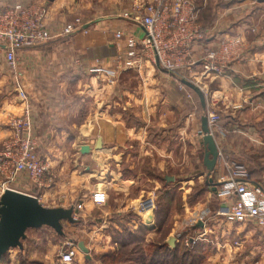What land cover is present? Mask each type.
<instances>
[{"label": "crops", "instance_id": "1", "mask_svg": "<svg viewBox=\"0 0 264 264\" xmlns=\"http://www.w3.org/2000/svg\"><path fill=\"white\" fill-rule=\"evenodd\" d=\"M27 1L31 0H24ZM149 1L152 0L46 3L53 33L76 19L83 29L69 38L54 39L18 53L16 71L30 103L38 152L48 162L51 177L45 178L41 188H37L25 175H20L14 190L39 197L40 204L46 208L73 209L80 203L82 209L74 211L79 218H94L92 211L97 209L104 225L110 223L112 216L123 220L125 215L133 213L139 216L137 222L132 221L133 230L138 226L145 228L141 246L150 244L154 236L153 224L149 225L145 211L136 206L141 177H146L149 184L155 183L148 173H154L155 167L157 173L164 171V165L156 166L154 159L170 158L167 146L172 141L179 145L191 143L204 155L200 135L204 116L219 117L212 132L218 151L217 164L211 173L214 183L226 179L225 163L243 166L253 182L260 181L264 172V138L259 136L264 132L263 1L224 0L218 5L216 1L207 4L206 0H192L205 34L192 49L194 60L226 39L238 37L243 42L241 56L223 76L204 79L201 91L180 89L174 77L154 67L149 59L136 68L125 67V45L115 39L114 32L142 38L143 30L124 14L131 13L135 3ZM13 3L0 0L2 6ZM209 15L213 18L210 23ZM2 72L1 145L11 135L9 120L20 116L23 109L15 88L14 96L10 97V89L2 87L5 78H11ZM97 139L101 140L100 150L95 149ZM190 184L186 180L188 187ZM169 190L171 187L165 192ZM95 192L106 195L105 204L92 203ZM211 194L217 197L212 191ZM217 201L220 205L224 203L222 198ZM213 221L217 220L213 218ZM255 230L264 239V230L257 227ZM248 233L243 238L247 239ZM103 237L106 243L110 239L107 233ZM247 260L244 263L252 264ZM253 264H264V249Z\"/></svg>", "mask_w": 264, "mask_h": 264}, {"label": "built area", "instance_id": "2", "mask_svg": "<svg viewBox=\"0 0 264 264\" xmlns=\"http://www.w3.org/2000/svg\"><path fill=\"white\" fill-rule=\"evenodd\" d=\"M124 17L134 21L143 30V37L140 39L121 31L114 32L115 39L122 40L125 45V67L136 68L143 60L149 59L154 67L174 77L182 90L186 86L181 81H187L201 91L204 79L223 76L243 52L242 40L232 37L221 42L217 48L206 51L199 59L192 58L194 45L205 37L192 0L138 2L133 5L132 12L124 14ZM82 27L80 20L76 19L53 33L49 26V9L44 2L0 5V65L3 62L11 67L18 96L23 103L21 115L9 120L11 135L1 145L0 197L6 190H14V184L20 175H25L37 188H41L45 178L51 177L50 166L40 156L39 143L33 135L34 125L28 97L17 80L16 55L54 39L69 38L82 30ZM194 67L199 69L194 70ZM94 71L99 72V69ZM206 118L212 135L219 117L208 114ZM225 166L226 179L215 190L217 197L222 198L224 203L218 207L214 217L229 224H252L264 230V172L260 181L253 182L243 166H231L227 163ZM30 196L40 201L39 197ZM106 200V195L101 192H95L91 197L95 205H103ZM139 205L141 209L148 206L152 211V201L148 205ZM81 209L82 204L74 205V222L79 218L74 211ZM201 223L205 224L203 221ZM196 239H186L184 245L189 247ZM234 246L237 247L238 243L234 242ZM76 255L77 248H69L60 255V262L71 264Z\"/></svg>", "mask_w": 264, "mask_h": 264}, {"label": "rangeland", "instance_id": "3", "mask_svg": "<svg viewBox=\"0 0 264 264\" xmlns=\"http://www.w3.org/2000/svg\"><path fill=\"white\" fill-rule=\"evenodd\" d=\"M206 1L207 4L216 1L221 5L224 0ZM12 2H24V0H12ZM27 2L49 3L47 0ZM15 70H18V54L15 59ZM0 71L11 76L5 78L2 87L10 89V97L15 94L14 88L18 94L11 67L2 62ZM259 136L263 139L264 132L259 133ZM167 148L170 150V158L154 159L156 166L164 165V171L157 173L156 167L154 173L149 171V178L155 181L153 184L147 183L146 177H141L143 181L138 188L139 203L135 204L141 210L140 203L148 205L149 201L153 202L152 211L150 209L144 212L146 221L149 225L153 224L154 236L150 244H164L175 253V257L171 255L164 264H243L246 258L252 264L258 261L264 249V239L260 238L255 226L229 224L223 219L214 217L220 202L217 201V197L210 195L211 186L206 184L207 177L202 163L203 152L196 150L188 142L179 145L172 141ZM167 177L172 178L173 181L167 183L165 180ZM186 180L191 182L189 187L186 185ZM170 187L171 190L165 192V189ZM136 211L139 213L138 209ZM98 212L94 209L92 211L94 218L85 219L80 216L74 224L63 222L61 233H56L45 226L27 230L25 239L20 241L21 246L6 252L0 263L62 264L60 255L67 249L75 247L77 255L71 264H140L139 247H146V244L141 246L144 231L139 232L137 228L133 230L132 223V221L137 222L139 216L128 213L123 220L112 216L110 223L104 225V222L98 218ZM213 218L217 221H213ZM201 220L205 224L197 229ZM106 233L110 236L107 243L104 242L103 237ZM244 233H248L247 239L243 238ZM202 234L206 236L197 240L196 238ZM189 238L196 239V242L186 247L184 243ZM170 239H174V245L168 244ZM79 242L84 243L89 257L77 247ZM234 242L239 246L236 250H234L236 247ZM105 245L112 248H104ZM184 253L189 256L182 262L180 258L183 259Z\"/></svg>", "mask_w": 264, "mask_h": 264}, {"label": "water", "instance_id": "4", "mask_svg": "<svg viewBox=\"0 0 264 264\" xmlns=\"http://www.w3.org/2000/svg\"><path fill=\"white\" fill-rule=\"evenodd\" d=\"M54 2L55 0H47ZM264 0H259L262 2ZM186 87L196 91V88L187 81H181ZM203 145L205 147L203 155V166L206 169V184L211 186L215 192L219 185L213 182V173L218 160V151L213 136L210 134L207 118L201 120V131ZM101 140L97 139L95 149H101ZM166 182L173 181L166 178ZM71 208H46L42 206L35 197L23 194L14 190H6L0 197V260L10 249L21 246L20 241L25 239V232L29 229L49 227L56 233H61V222L74 223ZM202 227V223H198ZM169 245H174V239L168 241ZM77 247L88 256V249L83 242H79Z\"/></svg>", "mask_w": 264, "mask_h": 264}, {"label": "trees", "instance_id": "5", "mask_svg": "<svg viewBox=\"0 0 264 264\" xmlns=\"http://www.w3.org/2000/svg\"><path fill=\"white\" fill-rule=\"evenodd\" d=\"M195 10H196V13H197V7H195ZM197 16H198V14H197ZM205 17H207V15ZM209 17H210V15H209ZM198 21H199V17H198ZM212 21H213V18L210 17L208 22L210 23ZM203 31H204V28H203ZM213 194H215V192H213ZM136 230L139 231V232H143L144 231V235H145V229L142 226H138ZM139 248H140V250H139L138 254L140 255V257H139L138 261L140 262V264H161L160 262H162L164 264L166 259L170 258L171 255L174 256V254H175L174 251L171 252L166 247V245H164V244H157V245L148 244L144 248L143 247L142 248L139 247ZM195 248H197V247H195ZM187 256H189V255L187 253H184L183 259L180 258L181 261L182 262L185 261Z\"/></svg>", "mask_w": 264, "mask_h": 264}, {"label": "bare ground", "instance_id": "6", "mask_svg": "<svg viewBox=\"0 0 264 264\" xmlns=\"http://www.w3.org/2000/svg\"><path fill=\"white\" fill-rule=\"evenodd\" d=\"M150 209H151V208L148 207V206H143V208H142L143 211H150Z\"/></svg>", "mask_w": 264, "mask_h": 264}]
</instances>
